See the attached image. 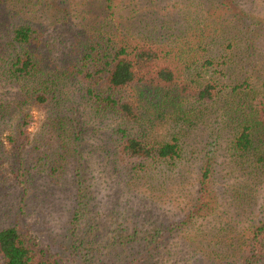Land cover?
<instances>
[{
	"label": "rangeland",
	"instance_id": "374dc122",
	"mask_svg": "<svg viewBox=\"0 0 264 264\" xmlns=\"http://www.w3.org/2000/svg\"><path fill=\"white\" fill-rule=\"evenodd\" d=\"M21 25L37 31L39 46L33 50L53 63L51 71L70 63L72 68L81 66L83 48L94 35L116 43L154 42L172 52L183 32L194 34L184 37L190 43L214 34L212 48L227 56L229 80L255 91L264 85V0H2L0 64L7 58L12 30ZM225 40L232 42V49H226ZM76 81L62 82L55 103L26 104L15 110L14 88L0 78V105L8 109L6 120L0 121V230L15 227L38 246L50 248L58 264H84L81 249H72L73 242L84 236V222L92 227L84 238L91 259L86 264L113 257L92 252V247L122 240L130 244L139 238L144 247L125 264H239L246 229L257 215L247 203L239 205L230 190L241 188L242 194L248 185L250 199L259 203L264 198L262 174L255 177L244 170L256 154L264 153V125L254 134L256 152L244 156L238 170L229 167L227 143L234 129L225 113L234 103L244 102L245 95L221 96L211 107L183 102L159 112L149 108L153 96H139L137 118L123 122L114 113L91 111L82 99L85 84ZM23 114L29 122L22 147L14 133ZM61 116L67 117V133L77 137L78 151L71 152L65 163L72 168L71 175L47 177L39 172L32 147L44 125ZM117 128L149 141L174 137L180 158L145 161L143 171L136 172L135 161L108 149L117 143L113 134ZM201 165L211 167L209 194L202 199L197 191Z\"/></svg>",
	"mask_w": 264,
	"mask_h": 264
},
{
	"label": "trees",
	"instance_id": "16d2710c",
	"mask_svg": "<svg viewBox=\"0 0 264 264\" xmlns=\"http://www.w3.org/2000/svg\"><path fill=\"white\" fill-rule=\"evenodd\" d=\"M182 35L186 38L194 34L183 32ZM210 36L212 38L205 35L199 42L190 43L180 35L176 46L169 52L154 42L116 43L111 37L94 35L89 46L85 45L83 48L79 59L81 66L77 63V67L72 68L70 63V67L66 69L51 71L55 70L51 68L53 63L33 50L39 46L37 31L21 25L11 32L7 43V58L0 64V78L7 86L14 88L15 110L26 104L44 106L50 105V102L55 103L57 95L62 93V82L67 78L78 80L76 82L80 85L85 84L82 99L89 102L91 111L100 115L105 111L114 113L123 122L137 118L139 96H153L149 108L159 112L160 109H169L171 105L180 107L183 102L211 107L219 103L221 96L245 95L244 102L242 100L234 103L235 106L225 113L226 121L231 123V130L234 129L227 143L229 167L238 170L244 166L243 157L256 152L254 134L260 125H264V85L259 86L256 91L246 83L234 85L235 79L231 77L229 80L225 66L228 58L223 51L212 48L214 34ZM225 41L226 49H232V42ZM218 44L223 46L219 41ZM7 111V106L1 104L0 121L6 120ZM28 120L27 114H23L16 124L15 141L22 147L23 142H26L23 129ZM50 123L44 125L32 147L37 151L35 163L39 172L45 173L47 177L65 172L69 176L72 168L66 167L65 163L71 152L78 151L75 145L77 137L67 133L66 116L57 117L55 122ZM71 126L69 124V129ZM113 134L117 143H113L115 145L108 149H113L126 161H135L133 170L136 172L143 171L142 162L145 161L173 162L180 158V147L174 137L168 141H149L143 135H131L121 128L115 129ZM8 138L13 142L11 137ZM18 148L17 145L16 150ZM254 158V163L251 162L244 170L253 172L255 177H259L260 173L264 177V153L259 152ZM210 168L208 165L199 167L197 191L201 199L209 194L207 186L211 175ZM71 180L78 191L80 186L76 178L72 177ZM247 188L248 185L242 194L238 192L241 188L230 190L231 196L239 205L247 203L254 209V216L257 215L246 229L248 232L239 264L264 263V198L258 203L251 197V202L252 192L247 191ZM24 193L25 190L22 189V194ZM79 205L81 202L76 201V206ZM18 210L23 214L20 208ZM91 228L90 223L84 222L81 231L84 236L72 244L73 250L80 248L83 252L80 259L84 264L91 260L86 253V249L90 251L88 243L84 240ZM132 235L126 236L130 238ZM110 238L113 240V237ZM122 241L106 247H92L91 250L102 254L101 256H113L101 264H125L141 252L144 239L139 238L138 242L130 244L126 240ZM52 257L50 248L38 246L15 227L0 230L1 264H58Z\"/></svg>",
	"mask_w": 264,
	"mask_h": 264
}]
</instances>
